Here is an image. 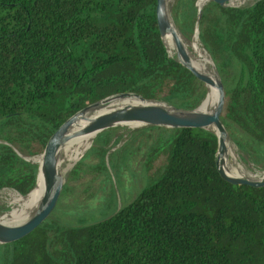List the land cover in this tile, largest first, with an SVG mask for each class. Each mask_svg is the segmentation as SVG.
<instances>
[{"label":"trees","instance_id":"1","mask_svg":"<svg viewBox=\"0 0 264 264\" xmlns=\"http://www.w3.org/2000/svg\"><path fill=\"white\" fill-rule=\"evenodd\" d=\"M192 1L177 0L173 16ZM157 3L0 0V191L28 196L37 166L19 154L40 155L64 122L94 103L134 94L194 110L206 100L204 81L161 37ZM198 19L200 42L226 92L225 129L264 171V0L232 8L211 1ZM180 32L190 39L185 27ZM123 130L99 134L71 176L93 174L104 187L113 157L116 177L135 166L145 171L136 198L74 224L57 210L66 191L73 193L64 185L44 225L0 246V264H264V189L221 178L222 149L213 133Z\"/></svg>","mask_w":264,"mask_h":264},{"label":"water","instance_id":"2","mask_svg":"<svg viewBox=\"0 0 264 264\" xmlns=\"http://www.w3.org/2000/svg\"><path fill=\"white\" fill-rule=\"evenodd\" d=\"M156 13L158 29L162 37V28L164 23L174 14L167 13L165 15H161V0H158ZM218 79L220 85L217 89L220 97L219 113L221 115L224 112V108L226 107V92L219 75ZM210 86V83L205 84V87L208 90V95ZM131 97L139 99V101L142 103L141 106L135 107L127 105L125 107H117L103 111L110 103ZM205 101L197 109L185 110L169 106L168 104L162 102L148 101L134 94H120L94 103L75 114L73 117L64 122L49 138L43 151L40 155H38V158L41 160L34 164L37 166V174L33 191L38 185L40 176L43 178L45 190L42 199L32 214V218L27 224L22 227H18L17 229L0 226V246L12 245L24 240L35 233L52 216L63 191L65 182L62 185L58 197L53 199L50 195L48 184L50 168L61 149L74 138L92 135L95 139L99 134L121 126H130L132 128L159 127L167 129H196L194 126H192L196 125L199 128L211 133H213V130H211L212 128H217L220 130V132H224L227 138L231 140L223 124V116H220V118H214L202 110ZM96 108L101 109L102 112L98 111V113L96 112L92 117L83 119L82 122L84 125L82 128L76 133L69 134L70 130L74 126L73 124L78 120L79 117H82L88 111ZM15 151L17 152V150ZM19 155L26 161L24 156L21 154ZM220 176L225 182L236 187L239 186L250 187L254 189H264V182H248L239 178L230 177L225 173H221Z\"/></svg>","mask_w":264,"mask_h":264},{"label":"bare ground","instance_id":"3","mask_svg":"<svg viewBox=\"0 0 264 264\" xmlns=\"http://www.w3.org/2000/svg\"><path fill=\"white\" fill-rule=\"evenodd\" d=\"M221 4L225 8H232L233 6H240L246 3V0H212ZM169 14L168 0H161V15ZM199 23V19H198ZM163 38L166 40L168 47L172 48L170 51L172 56L186 69L197 75L204 83H210L209 95L203 105L202 110L214 118H220L219 103L220 97L218 87L220 85L217 72L213 66L210 56L206 53L205 49L201 46L196 38L192 41H188L185 38L173 18L170 17L163 25ZM141 101L136 98H125L110 103L107 108L103 111L125 107L127 105L139 107ZM101 111V109H93L85 113L82 117L73 124V128L69 134L76 133L84 125L82 120L92 117L95 113ZM102 112V111H101ZM195 128H199L196 125H192ZM201 129V128H199ZM213 134L218 138L221 149V169L222 172L230 177L239 178L248 182L262 183L264 182L263 177H256L246 172V168L242 165L241 160L236 153V149L232 144L231 140L227 138L224 132H220L217 128H212ZM94 136L87 135L72 139L68 142L56 156L55 161L52 163L50 173L48 177L49 192L53 199H56L60 194L61 188L69 173L73 170L77 164L80 156L89 148L90 143L93 141ZM83 157V156H82ZM45 185L43 178L40 180L36 189L31 192L28 197L21 198L19 201L23 202V206L30 208V211L17 212L3 214L0 216V226L17 229L27 224L32 218V214L37 208L40 200L43 197ZM14 194V193H13ZM20 198V197H19ZM15 200V199H14ZM17 203V202H16ZM20 203V202H19Z\"/></svg>","mask_w":264,"mask_h":264},{"label":"rangeland","instance_id":"4","mask_svg":"<svg viewBox=\"0 0 264 264\" xmlns=\"http://www.w3.org/2000/svg\"><path fill=\"white\" fill-rule=\"evenodd\" d=\"M176 1L177 0H168L169 13H173ZM211 1L212 0H193L192 2L184 6L176 16H172L179 29L182 26L187 29L190 35V39H187L189 42L192 41L193 38H196L198 42L200 41L198 23L199 12L202 11L204 4ZM256 1L257 0H246L245 4H242L240 6L237 5L234 7H247L254 4ZM199 43L202 46V43ZM121 127H123V129H126L122 131V133L125 135H127V131L129 130L140 129L134 127L132 128L130 126ZM93 141L90 143L89 148L80 156L75 167L94 147V145H92ZM232 144L236 149L235 151L238 154L242 165L246 168V172H249L253 176H261L264 178V171L254 169L253 165L248 162V158L238 150L233 142ZM103 147L104 145H95V150L101 149ZM121 147H123V145L115 147L113 151L118 150ZM118 157L119 156H117V158ZM25 158L26 161L32 165L41 160L38 158V156L34 158ZM121 158L124 160L123 156ZM90 159V156L87 157L85 162H89ZM75 167L73 168V170L75 169ZM108 168L110 170V177L106 176L104 187L98 185V182L93 181V178L95 177L93 174L83 173L76 177H72L71 175L73 170L69 173L64 185H67L71 189H73V193L71 194L70 190L66 191L65 195L63 196V199H65L61 202L59 208H57L58 203L56 205L58 213L63 220L74 224L80 220L89 222L91 219V215L98 214V210L101 213H103V210L106 209L107 210L105 212H113L114 210L119 209L122 206H127L136 198L138 192L143 187V180L140 177L144 179L145 171L142 170L141 172V169L138 166H135L133 170H125L121 178L119 176L116 177V166L113 157L111 158V164L108 165ZM26 197L28 196H21L13 190L4 189L0 191V216L9 213L30 211V208H26L25 206H23V202L19 201V199ZM60 199L61 196L59 198V201Z\"/></svg>","mask_w":264,"mask_h":264}]
</instances>
